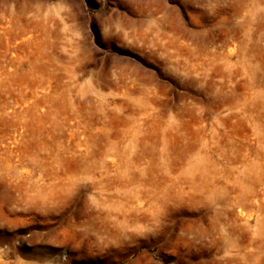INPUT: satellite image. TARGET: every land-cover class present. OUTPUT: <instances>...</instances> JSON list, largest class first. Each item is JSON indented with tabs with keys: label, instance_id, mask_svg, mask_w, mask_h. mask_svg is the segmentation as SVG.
Listing matches in <instances>:
<instances>
[{
	"label": "rangeland",
	"instance_id": "obj_1",
	"mask_svg": "<svg viewBox=\"0 0 264 264\" xmlns=\"http://www.w3.org/2000/svg\"><path fill=\"white\" fill-rule=\"evenodd\" d=\"M0 264H264V0H0Z\"/></svg>",
	"mask_w": 264,
	"mask_h": 264
}]
</instances>
